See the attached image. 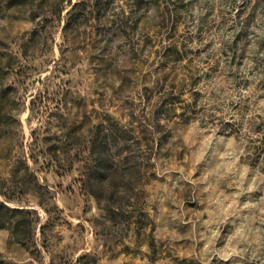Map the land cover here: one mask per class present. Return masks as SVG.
<instances>
[{"label": "rangeland", "instance_id": "rangeland-1", "mask_svg": "<svg viewBox=\"0 0 264 264\" xmlns=\"http://www.w3.org/2000/svg\"><path fill=\"white\" fill-rule=\"evenodd\" d=\"M0 264H264V0H0Z\"/></svg>", "mask_w": 264, "mask_h": 264}, {"label": "trees", "instance_id": "trees-1", "mask_svg": "<svg viewBox=\"0 0 264 264\" xmlns=\"http://www.w3.org/2000/svg\"><path fill=\"white\" fill-rule=\"evenodd\" d=\"M0 206L7 208V207H6V206H4L2 203H0Z\"/></svg>", "mask_w": 264, "mask_h": 264}]
</instances>
